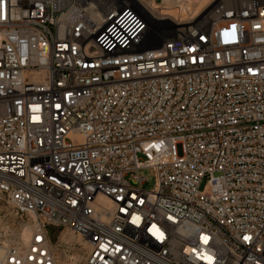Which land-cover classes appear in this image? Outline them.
Returning <instances> with one entry per match:
<instances>
[{
	"label": "built area",
	"instance_id": "obj_1",
	"mask_svg": "<svg viewBox=\"0 0 264 264\" xmlns=\"http://www.w3.org/2000/svg\"><path fill=\"white\" fill-rule=\"evenodd\" d=\"M164 6L0 0L3 264H264V0Z\"/></svg>",
	"mask_w": 264,
	"mask_h": 264
},
{
	"label": "bare ground",
	"instance_id": "obj_2",
	"mask_svg": "<svg viewBox=\"0 0 264 264\" xmlns=\"http://www.w3.org/2000/svg\"><path fill=\"white\" fill-rule=\"evenodd\" d=\"M141 1L145 5H148L150 7L151 6L160 7L161 5H165L164 7L166 8V11L170 14L172 18L182 17L181 21H186V18L188 17V12L190 13L194 12L195 11L194 9H196L197 6L206 7L210 3H212L214 0H180V1H177V0H160V1L141 0ZM93 4H94L93 7L95 9L91 12V21L93 23V26H96L98 28H101V27L109 28L111 24L107 22L105 15L101 12V7H102L101 2L93 3ZM35 221H36V218L34 217L32 222H35ZM30 230H31V221L30 223L26 224V226H24L23 234L19 236V242L29 237ZM65 238L66 239H63L62 242H65L68 239L80 240L79 237H76L74 235L67 236ZM6 243L7 242H4V245H0V264H3V259L5 256V249H6V246L8 245ZM54 248L56 249L57 247L54 246Z\"/></svg>",
	"mask_w": 264,
	"mask_h": 264
},
{
	"label": "rangeland",
	"instance_id": "obj_3",
	"mask_svg": "<svg viewBox=\"0 0 264 264\" xmlns=\"http://www.w3.org/2000/svg\"><path fill=\"white\" fill-rule=\"evenodd\" d=\"M210 4L206 7L197 6V8L194 9L195 11L192 12L193 14L188 12L186 22H189L194 16H197L202 11L210 7ZM140 174L148 179L145 183V188L153 189L156 184V175L154 171L152 169H144L140 171ZM205 185L206 181H204L201 185V189H204ZM32 220L33 217L30 215H17L16 209L11 202L0 199V245H4V242H7L6 244H10L19 240V236L23 234L24 226L30 223V221L33 223Z\"/></svg>",
	"mask_w": 264,
	"mask_h": 264
}]
</instances>
